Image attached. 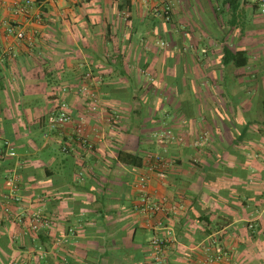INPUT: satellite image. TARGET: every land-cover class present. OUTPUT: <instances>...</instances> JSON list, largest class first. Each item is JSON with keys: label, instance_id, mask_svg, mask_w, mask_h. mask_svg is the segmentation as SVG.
Wrapping results in <instances>:
<instances>
[{"label": "crops", "instance_id": "1", "mask_svg": "<svg viewBox=\"0 0 264 264\" xmlns=\"http://www.w3.org/2000/svg\"><path fill=\"white\" fill-rule=\"evenodd\" d=\"M24 1L0 0V28L37 29L32 47L0 38V146L16 154L0 159V192L16 167L22 203L14 210L39 208L51 223L34 237L0 223V264H198L212 238L229 255L219 264H264L258 0H31L28 15L16 12ZM163 5L169 21L155 14ZM36 13L40 26L27 21ZM85 82L96 111L79 91ZM165 82L171 112L159 117ZM179 91L198 98L186 115ZM61 101L72 119L49 129ZM78 123L86 145L74 136ZM119 152L141 156L142 165ZM150 155L162 156V177L148 170ZM142 173L165 214L139 212ZM153 237L164 241L160 262L150 258Z\"/></svg>", "mask_w": 264, "mask_h": 264}, {"label": "built area", "instance_id": "2", "mask_svg": "<svg viewBox=\"0 0 264 264\" xmlns=\"http://www.w3.org/2000/svg\"><path fill=\"white\" fill-rule=\"evenodd\" d=\"M72 1H85V0H72ZM31 0H25L23 4L17 6L16 12L24 15H28V9L31 5ZM260 12L264 14V0H258ZM155 14L160 16L164 21L170 19V7L163 5L154 9ZM31 18V19H30ZM27 21L30 25L40 26L42 22V16L39 13L29 16ZM37 33V29L34 27L30 31L26 30L23 26L11 24L5 22L0 28L1 37H13L17 43L23 44L27 47H32L34 43V37ZM12 51L8 48L7 53ZM11 57L13 54L10 53ZM86 80L93 79L91 73H86L83 77ZM91 85L87 82L82 83L79 91L85 95L89 101V108L91 111L98 109V98L95 91L90 89ZM71 113L68 112V106L65 101H61L58 106V111L54 115H50L47 120V126L49 129H57L64 126L71 121ZM84 128L82 123H78L74 130V136L77 140L86 145L88 139L83 133ZM166 137H172L170 132L163 133ZM159 142H163L162 137H158ZM14 148L5 142L0 146V159H8L15 157ZM165 162L160 155H150L148 157V170L150 172L157 171L159 176H163V169ZM149 182V176L146 173L138 175L135 181V188L140 192L139 197V212L144 216L165 214L168 209L161 202H155L150 199L147 186ZM3 190L0 192V223L16 222L24 236L34 237L42 230L49 228L51 223L50 215L36 209L27 213H16L15 208L18 210L21 207V179L18 174L17 168L10 170L3 178ZM251 228L252 225H249ZM164 241L160 238L153 237L150 240L151 251L150 255L155 261L160 262L161 255L163 253ZM202 256L199 259L198 264H219L220 262H227L229 255L225 247L220 245L214 238L202 245Z\"/></svg>", "mask_w": 264, "mask_h": 264}, {"label": "rangeland", "instance_id": "3", "mask_svg": "<svg viewBox=\"0 0 264 264\" xmlns=\"http://www.w3.org/2000/svg\"><path fill=\"white\" fill-rule=\"evenodd\" d=\"M162 40L161 43H160V48L162 50L166 49L168 47V43H169V39L166 38V36H163L161 38ZM164 87L161 91L163 92L162 95L164 98V102H163V108L160 109L158 112H157V115L159 117H163L165 115L166 112H171V108L169 107L168 105V100L170 98V91L172 90V85L169 83V82H165V84L162 86ZM190 92H186V91H179V96L178 97V100L180 101L179 102V107L181 109V112L183 113V115H186V112L188 113L189 110H191V108L187 105V103L189 104L190 101H193L194 103H197L198 102V98L197 97H194V98H190L189 96H193L191 93L189 94ZM172 134V133H171ZM173 135V134H172ZM150 235L147 234L146 237L148 238Z\"/></svg>", "mask_w": 264, "mask_h": 264}, {"label": "trees", "instance_id": "4", "mask_svg": "<svg viewBox=\"0 0 264 264\" xmlns=\"http://www.w3.org/2000/svg\"><path fill=\"white\" fill-rule=\"evenodd\" d=\"M118 157L122 162L130 165L131 167H140L143 161L141 156L131 152H119ZM150 258H152L151 255ZM152 261H154L153 258Z\"/></svg>", "mask_w": 264, "mask_h": 264}]
</instances>
